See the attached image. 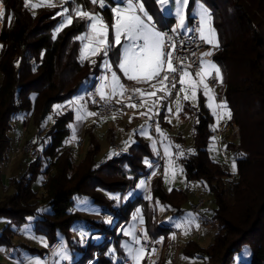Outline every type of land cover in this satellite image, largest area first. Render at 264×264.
<instances>
[{
	"label": "trees",
	"instance_id": "trees-1",
	"mask_svg": "<svg viewBox=\"0 0 264 264\" xmlns=\"http://www.w3.org/2000/svg\"><path fill=\"white\" fill-rule=\"evenodd\" d=\"M0 1L6 10L0 31V169L16 146L12 137L16 115H29L41 132L52 114L45 133L38 139L35 137L39 155L34 158L27 153L16 155L28 156L30 160L19 176L10 177L7 185L11 191L0 197V218L7 221L0 230V246L12 245L8 235L12 225H22L29 217L35 222V231L47 238V245L63 236L71 246H77L72 225L84 220L93 232L87 235V243L82 238L85 247L80 245L79 255L74 252L71 260L77 264H124L127 256L121 247L123 231L135 208L141 207L154 238L167 234V222L161 228L154 225L153 203L143 195L138 193L130 198L126 195L124 202L120 201L133 178L140 179L147 169L145 160L155 154L150 144L139 138L120 156L99 161L100 143L90 131L89 150L76 162L69 145L73 109L65 107L83 85L87 88L92 77L103 71L99 66L101 57L90 56L81 61L82 44L74 39L85 31L81 23L74 21V27L65 28L53 38L61 17H52L62 10L60 4L55 8L30 9L24 6V0ZM117 1L109 0L111 6ZM200 1L211 13L222 48L213 61L228 86L229 120L239 127L238 141L227 140V149L237 160V172L232 173L225 162L210 155L215 118L201 93L197 107L185 106L184 115L191 114L195 121L193 144L183 159V167L188 180L202 181L214 197L213 216H207L203 208L204 227L214 232V237L208 247L188 241L183 251L203 256L211 264H231L235 255L249 246L251 260L243 264H264V0ZM144 2L156 15L161 30L174 21L170 16L160 18L155 0ZM86 10L100 11L106 21H111L107 8L101 10L98 5L86 4ZM118 55L117 49H113L107 59L116 64ZM56 104H62L65 109L56 110ZM162 124L170 126L169 120H162ZM176 141L183 140L177 137ZM38 180L39 188L35 186ZM114 193L119 195L118 200L112 198ZM153 197L169 207L172 215H181L188 194L181 189L166 191L162 176H158L154 180ZM77 198H87L99 205V219L75 210ZM42 209L48 211L38 212ZM104 212L112 215V223L102 217ZM110 249H115V253L108 255ZM32 250L47 253V247ZM145 262L149 263L147 258Z\"/></svg>",
	"mask_w": 264,
	"mask_h": 264
},
{
	"label": "rangeland",
	"instance_id": "rangeland-1",
	"mask_svg": "<svg viewBox=\"0 0 264 264\" xmlns=\"http://www.w3.org/2000/svg\"><path fill=\"white\" fill-rule=\"evenodd\" d=\"M1 3L4 6V13L3 16L0 17V31L3 26L5 12H6L5 5L2 1H0V10H1ZM201 4L207 7L200 0L199 3L195 2L192 8H190L189 5L187 10L188 16L191 17L193 15H196V13H198L200 9ZM155 7L158 13L160 14V18L162 15L169 16L165 13H162L159 9V6L156 3H155ZM147 11L149 12V14L153 16L154 22L156 23L158 20L156 15L149 9H147ZM156 25L157 28L160 29L157 23ZM208 27L214 28L212 25V20L205 27L206 34ZM110 34H111V30L109 29V40H110ZM216 38L219 41L217 32H216ZM112 64H113L112 70L117 72L118 76H120V79L122 81L123 80L127 81L128 79L124 77L123 73L120 72L115 67V63L112 62ZM186 71L190 73V76L186 78L184 91H180L175 101L169 104V108L171 109V111H173L174 116L171 119H169L170 126L169 125L163 126L161 128L162 138L159 140L155 139L149 133V128L145 122L139 120L138 118L135 119L132 115L118 114L105 119L98 118L96 115L87 116L86 112H93V111L89 108L88 103L85 101L86 85H83L79 89V91L67 101V103H69V101H72L73 103L71 104L69 103L65 107L67 108L69 106L73 109V121L71 124L72 133L70 135L69 145L72 147L76 162H79V160H81V158H83L86 155L87 151L89 150L90 142H91L90 131H92L93 135L97 138V140L100 143L101 148L97 156V159L99 161H103L113 155H116L118 157V155L114 153V149H113L114 144H119L122 151L125 152L139 138L144 139L150 144L151 151L154 154L163 153L165 155V149L167 148L168 154L165 155L166 167L164 174L162 175L163 186L166 191H170L169 189H171V191L173 189H181L187 192L188 198L185 200V202L182 205L184 212L181 215H172V214L165 215L164 214L165 208H169V207H164V205L161 204L157 199H154L153 197L154 183L152 187H150L143 196L151 197V199L148 200H150L153 203V212L155 211L156 207L158 208L160 213V219H165L166 222H171L175 225L176 223H181L180 228L184 230V235L182 237V241L184 245L188 242V233L198 228L196 226L198 225V223L196 221L195 215L191 211L192 203L198 201L199 199H204L206 201V205L204 207V213L209 217L213 216L215 209L214 197L209 191L207 185H205L202 181L188 180L185 175V171L183 167V159L187 156V153L188 151H190V147L193 144V130H194V121H195L194 117L191 114L186 113V115H184L185 106L187 104H190L191 106L197 107L199 104V98L201 93L205 97L206 105L208 103L207 97L204 95V89L202 90V92H200V90L197 89L196 99L195 100L191 99L192 90L187 81L189 79L194 82L200 80V77L196 76V73L199 71H194L193 69H187ZM160 76L151 79L150 82L157 81L160 78ZM209 89L211 90L210 94H214V90L212 88ZM185 94L189 96L188 100L184 99ZM77 97H82V99L77 100ZM178 104L181 109L179 112L177 111ZM215 104H219L216 101V99L214 100V105ZM81 105L83 106L82 108ZM65 108L62 106V104H60L59 111H62ZM77 109H80V112L85 115L84 119L82 120L76 119V116L78 115ZM210 110L213 114V110L212 109ZM216 111L219 112L221 110L217 109ZM214 118L215 119H214L213 127L218 126L221 120L228 119L227 116H224L223 119L217 120L216 115H214ZM25 119L29 121V122L27 121L26 130L23 128ZM51 120H52V114L48 116L46 122L43 125L41 132H38L37 128L33 125L32 121L29 119V115L26 117L22 113H18L14 121L16 127L15 130H13L12 132V137L14 136L13 139L14 138L16 139V136L18 135V138L16 139L15 142L16 145L20 142L21 139H23V141L29 138L31 139L34 138L35 140V137L36 139H38L39 136H42L45 133ZM80 135H82V137L85 139V142L82 146L78 145ZM177 137L182 138L183 140L182 143L176 141ZM238 139H239V127L238 130L232 129L230 130V132L226 133L222 137L214 136L212 142L209 145L210 155L217 161L225 162L232 173L237 172V160L234 154L227 149V140L238 141ZM177 145H179L178 148ZM12 151H10V159L8 160V162L4 163V165L0 169V176H1L0 178L2 180V184L0 185V197H2L5 193H9L11 191V188L8 189L4 188L5 184H8L10 177H12L13 175L19 176L21 171H23V169L25 168V165H27L30 160L28 158L29 155L28 156L21 155L18 157L13 155ZM234 161L236 164L235 172H233L232 169V164ZM166 174H167V179L165 178ZM142 181L143 180L141 178L137 180L135 186L129 190L127 194L128 198L133 197L138 193H141V191L145 187V183L143 187L138 188L137 185H139ZM39 185L40 184L38 180L35 183V186L39 188ZM113 196L119 197L117 193H114L112 197ZM120 201H122V196L120 197ZM74 209L81 212L82 214L89 215L92 218L99 219L100 217L99 216L100 215L99 213L101 211L100 206L93 203L91 200L87 198H77L74 204ZM137 209H141V207H138ZM189 213L193 214V216H188ZM133 214H135V211ZM6 222L7 221L4 218H0V230L3 228ZM153 222L154 225L156 226V222L154 218H153ZM88 224L89 223L85 224L84 220H77L75 223H73L72 225L73 239L77 246H71L63 236L61 237V239L63 240V246L69 252L71 258L74 256V252H76V255H79L80 245L85 247V244L82 241L83 236L85 234L90 235L93 232V228L88 227L87 226ZM34 225H35L34 220L31 221L28 220L22 225H12V230L8 233V235L10 239H12L13 244L10 246L9 245L0 246V248L4 249L3 251H0L1 264H27V258L37 257V256L40 257L42 260H44L45 264H56V262H58V264H61L63 262L62 260H60L59 256H50L45 252L44 253L36 252L32 250L33 248L35 249L38 247L42 249L45 248L43 243L40 242L39 238H43V241L48 244L47 238L42 234H38L34 229ZM25 226H28L29 231L28 232L20 231V229L25 228ZM185 228H187V234H185ZM128 230H134L135 232V220L133 219V215L129 220V222L126 224V227L124 228V231H128ZM203 230H204V236L200 241H198V243L202 247H208L213 240L214 232H209L205 227H203ZM33 236L35 238H33ZM124 237L125 238L123 239L122 244L127 242L129 245L133 247L131 237L130 236H124ZM23 243L25 245H23ZM183 249L180 252L178 261L175 264H211V262L207 258L198 255H188L184 253ZM245 250H247L248 255L244 256L243 263L250 262L252 256L251 248L249 246H244L242 251L235 255L231 264H240L237 258L242 253H244ZM150 255H151L150 253L145 252L142 260L140 261V264H150L149 261ZM145 258L148 259L149 263L145 262ZM89 264H93V263L90 262ZM165 264H169V262L165 261Z\"/></svg>",
	"mask_w": 264,
	"mask_h": 264
},
{
	"label": "snow or ice",
	"instance_id": "snow-or-ice-1",
	"mask_svg": "<svg viewBox=\"0 0 264 264\" xmlns=\"http://www.w3.org/2000/svg\"><path fill=\"white\" fill-rule=\"evenodd\" d=\"M193 0H155V3L159 6L162 13H165L173 17L175 23L169 31H163L157 28L154 18L147 11L144 0H122L121 4L111 6L109 0H86L85 3H81L80 0H60V5L62 7L61 11L56 12V17H61L60 22L54 30L53 38L63 31L65 28L74 27L75 23H81L85 31L74 39L81 42L82 47L80 50L81 61L88 59L90 56H100L102 63L99 65L105 72L110 73V78L108 75H103L99 79L102 81L97 86V94L103 101H110L118 95L124 94V85L121 83L120 76H118L116 71L112 70L113 64L110 62L109 54L113 49H117L119 52L118 61L115 67L123 73L124 77L128 80H136L140 82L147 83L151 79L160 76L161 72L164 70L165 65H167V73L177 72V68L173 65L174 52L177 48V44L174 42V36H178L184 32L196 31L199 33L201 40L212 45L214 48L219 47V41L216 38V31L214 28L208 27L207 34L205 33V27L211 21V13L207 7L203 4L200 5V9L196 15L199 17L198 27L193 29L189 27V19L194 17H189L187 14L188 6ZM199 3V0H196ZM65 4L70 5L64 6ZM86 4L98 5L99 9H108L111 12V21H106L105 17L100 11H89L86 10ZM24 6L30 9H36L38 7H57L54 0H38V2H32V0H24ZM35 13L33 12V15ZM3 16V10H0V17ZM11 16L9 17V20ZM75 21V23H74ZM109 29L112 31V39L109 40ZM182 46V45H181ZM2 47V46H0ZM212 53H204V56H210ZM95 63V61H93ZM212 72L215 73V79L221 84L223 83V76L219 66L213 61H206L201 59L200 71L196 73V76L200 77L199 84L203 85L204 95L207 97L208 103L207 107L213 110V114L217 116V120L223 119L227 116L231 119V111L227 107L226 101H221L219 104L214 105L215 95L210 94L211 90L208 84L205 82L206 77H208ZM190 76L187 71H181L179 76V83L181 85L180 91H184V85L186 83V78ZM168 75L165 74L163 77L164 81L168 80ZM191 87L192 95L191 99L195 100L197 95L198 85L192 80L187 81ZM175 83L172 87L175 88ZM154 87V86H153ZM106 89L110 91L106 92ZM166 94L167 89H164ZM136 93L141 94V100L143 102L144 94L140 89L133 90ZM154 94V93H153ZM82 99V97H77V100ZM185 100L189 99V96L185 94ZM95 102V101H93ZM120 102V101H117ZM69 103H73L69 101ZM128 107H136L135 104H128ZM59 108L60 106H54ZM83 106L81 105V108ZM221 111L217 112L216 110ZM180 106L177 105V111L179 112ZM150 111V110H149ZM170 111V109H169ZM78 115L77 120H82L85 115L77 109ZM87 116L96 115L95 112H86ZM141 115H148V113H141ZM149 119L151 117L149 116ZM157 132H161L159 125L157 124ZM179 145H177V148ZM167 148L165 149V155H167ZM241 156L243 154H240ZM145 163L149 167L152 165L145 160ZM233 172L236 170L235 161L232 164ZM155 174V173H153ZM167 179V174L165 176ZM144 182L142 181L137 187H143ZM171 191V189H169ZM113 199H119V197L113 196ZM145 199H151V197H145ZM48 211L47 209L38 210V212ZM188 216H193L189 213ZM29 221L33 218L29 217ZM133 219H140L143 222L141 209H137L136 213L133 215ZM177 228L181 227V223H176ZM199 227V225H196ZM22 232H28V226L20 229ZM185 234H187V228H185ZM123 235L130 236L132 244L140 245L141 240L136 236L134 230L123 231ZM33 238H35L33 236ZM173 238L174 235H173ZM40 242L43 243L44 247H48L47 243L43 241V238H39ZM144 239L147 240V234H144ZM122 248L126 250V256L130 259L133 264H140L142 260L145 248L141 245L138 248H134L127 242L121 245ZM4 249L0 248V251ZM155 252V249H152ZM115 249H110L109 254H114ZM248 255L247 250L242 253L237 260L240 264H243L244 256ZM53 256H59L62 261L71 260V255L64 248L63 241L61 239V244L58 245L57 250L53 253ZM188 259V258H186ZM27 264H45V261L40 257H29L27 258ZM58 264V262H56ZM170 264V262H169Z\"/></svg>",
	"mask_w": 264,
	"mask_h": 264
},
{
	"label": "built area",
	"instance_id": "built-area-1",
	"mask_svg": "<svg viewBox=\"0 0 264 264\" xmlns=\"http://www.w3.org/2000/svg\"><path fill=\"white\" fill-rule=\"evenodd\" d=\"M32 2H38V0H32ZM54 3L60 4V0H54ZM110 3V2H109ZM122 0L117 1L112 6L121 4ZM111 5V4H110ZM189 20V27L195 29L198 27L199 17L198 15H193ZM175 21L170 24H167L162 30L169 31L174 25ZM174 42L177 44V48L174 52L173 65L177 68L175 73H167V65H165L164 70L161 72L160 78L155 82L148 81L140 82H124L121 80V83L124 85V94L118 95L111 99L110 101H103L100 99L97 94V86L102 82L99 78L103 75H108L110 78V73L105 72L104 70L101 73H98L92 77L87 88H86V97L85 101L88 103L89 108L96 113V116L101 119H105L111 116L118 114L132 115L138 118L139 120L145 122L149 128V133L157 140L162 138V132H157V124L161 129L163 124L162 120L167 121L174 116L173 111L169 108V104L178 97L181 89L179 83V76L181 71H186L187 69H193L194 71H200L201 59L206 61H212L214 55L221 51V46L218 48L212 47V45L205 43L199 37V33L196 31L184 32L178 36H174ZM182 45V46H181ZM211 52L210 56H204V53ZM168 75V80L164 81V75ZM205 82L208 84L209 88L214 90L215 99L218 103L221 101L227 100L228 86L225 82L222 84L215 79V73L212 72L208 77H206ZM175 83V88L172 87V84ZM198 88L202 91L203 85L199 84V80L196 81ZM154 86V87H153ZM140 89L144 94L143 102L141 100V94L136 93L133 90ZM170 94H166L165 90ZM110 89H106V92ZM154 93V94H153ZM95 101V102H93ZM120 101V102H117ZM128 104H135L136 107H128ZM170 109V111H169ZM150 110V111H149ZM141 113H148V115H141ZM149 116L151 119H149ZM23 128L27 129V121L24 122ZM238 130V127L231 120H221L218 126L213 128L214 135L216 137H222L230 130ZM85 142V139L80 135L78 145L82 146ZM114 152L119 156L123 153L119 144L113 145ZM39 147L36 144L34 139H23L14 147L13 155H18L20 153H27L31 158L37 157L39 155ZM148 162L152 167L147 166V169L142 172L140 178L145 183V187L141 191V195H144L146 191L152 187L154 180L158 176H162L165 171L166 158L163 153H157L153 157L148 159ZM155 173V174H153ZM137 182V177L133 178L132 185L130 188L122 195V201L124 202L125 197L129 190L135 186ZM5 189H8V185L5 184ZM206 204L204 199H199L198 201L192 203L191 211L195 215L196 221L199 225L194 231L188 233V241H200L204 236V215L203 208ZM138 208V207H137ZM137 208H135V213ZM142 219L144 214L141 211ZM165 215H171V209L165 208ZM153 218L156 222V227L161 228L162 225L166 222L165 219H160V213L158 208H155L153 212ZM103 217L110 219L111 223L113 217L110 213L104 212ZM167 234H159L157 238H154L152 235L148 223L143 219L141 223L140 219H135V233L136 236L140 238L141 244L134 245V248H138L141 245L144 246L145 252L150 253L149 261L150 264H161L162 262L168 261L170 264H175L178 261L180 252L182 251L184 244L182 237L184 235V230L182 228H177L175 224L171 222L166 223ZM147 234V240L144 239V234ZM173 235L175 238H173ZM83 240L85 243L89 241V236L84 235ZM61 244V240L57 239L47 247V254L53 255L57 250L58 245ZM155 249V252H152V249ZM61 264H77L76 262L69 260L63 261ZM124 264H133V262L127 257L124 259Z\"/></svg>",
	"mask_w": 264,
	"mask_h": 264
},
{
	"label": "crops",
	"instance_id": "crops-1",
	"mask_svg": "<svg viewBox=\"0 0 264 264\" xmlns=\"http://www.w3.org/2000/svg\"><path fill=\"white\" fill-rule=\"evenodd\" d=\"M124 81V80H123ZM131 81H136V80H127V81H124V82H131ZM18 138V135L16 136V139ZM16 139H15V142H16ZM51 256H53V255H51Z\"/></svg>",
	"mask_w": 264,
	"mask_h": 264
},
{
	"label": "bare ground",
	"instance_id": "bare-ground-1",
	"mask_svg": "<svg viewBox=\"0 0 264 264\" xmlns=\"http://www.w3.org/2000/svg\"><path fill=\"white\" fill-rule=\"evenodd\" d=\"M1 10H3V13H4V6L2 3H1Z\"/></svg>",
	"mask_w": 264,
	"mask_h": 264
}]
</instances>
